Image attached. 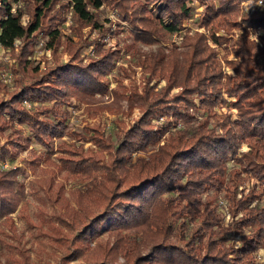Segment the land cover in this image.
Masks as SVG:
<instances>
[{"label":"trees","instance_id":"1","mask_svg":"<svg viewBox=\"0 0 264 264\" xmlns=\"http://www.w3.org/2000/svg\"><path fill=\"white\" fill-rule=\"evenodd\" d=\"M19 1L0 0V44L12 52L15 65L11 71L17 85L7 102L0 103V120L8 113L12 121L29 124L34 135L27 141L34 137L53 152L51 139L62 135L69 115L64 108L67 99L107 89L103 79L114 52L98 54L88 65L72 57L47 68L41 77L25 81L26 75L39 71L28 60L39 36L48 37L46 48L55 53L64 36L61 26L68 9L80 33L87 25L98 30L100 38L115 35L123 29L114 31L100 21L101 7L107 4L137 36L150 44H166L192 18L189 3L195 0H30L27 24L21 10L14 9ZM198 1L206 8L197 25L208 35L186 34L183 50L173 45L168 54L147 55L143 60L150 78L144 94L136 90L132 94L144 105V115L115 149L107 144L113 151L112 165L105 168L102 182H95L87 193L91 205L102 207L88 215V204L79 203L78 198L79 209L70 212L66 205L69 218L57 219L77 230L72 240L79 246L64 258L67 263L82 259L83 264H260L256 252L264 249V48L247 29L264 27V14L257 10L240 22V4L245 0ZM151 5H157L154 18L148 15ZM235 29L242 30L238 38ZM219 30L227 35H217ZM20 39L23 45L16 49ZM209 41L224 49L232 47L236 59L226 55V61L235 75L222 69ZM157 78L168 82L161 91L151 86ZM0 87L7 84L0 81ZM37 103L41 106L33 111ZM220 107L236 109L237 118L230 112L219 114L216 109ZM201 111L205 112L203 120L198 118ZM31 112L53 120H40ZM164 117L175 123L176 133L154 151L170 130L153 125ZM100 134L99 130L100 137H95L99 143L103 141ZM100 145L105 148V143ZM243 145L249 150L244 151ZM140 153L148 156L134 160V154ZM8 157L0 155L2 160ZM39 159L52 162L48 155ZM230 160L235 162L231 170ZM70 161L77 166L80 160ZM87 163H80L81 169ZM19 171L9 170L0 178V219L15 210L23 195V186L15 179ZM212 190L224 192L232 218L227 227L223 214L204 200ZM105 233L106 241L101 239ZM238 236L242 238L239 246L234 244Z\"/></svg>","mask_w":264,"mask_h":264},{"label":"rangeland","instance_id":"2","mask_svg":"<svg viewBox=\"0 0 264 264\" xmlns=\"http://www.w3.org/2000/svg\"><path fill=\"white\" fill-rule=\"evenodd\" d=\"M29 5L30 0H20L18 3H14V9H19L23 13L24 24H27L30 19ZM189 5L193 8L192 18L186 20L184 29L166 44L157 42L150 44L144 36H137L133 27L128 25L117 11L107 4L101 7L100 21L106 27L110 25L114 31H117L118 28L123 29L115 35L108 34L104 39L100 38L99 31L87 25L81 28L80 33L71 9H68L65 13L66 21L61 26L64 36L55 53L46 48L48 37L39 36L32 55L28 57L31 67L38 68L39 71L37 73L34 71L33 76L26 75L25 81H28L29 78L41 77L46 73L47 68H52L57 63H65L72 57L83 65H88L98 54L112 51L114 52L112 53L113 59L109 71L103 79L107 89L95 90L96 92L93 91L88 97L79 98L73 95L67 99L68 104L64 108L69 115L65 120L66 125L63 133L51 139L54 144V153L49 152L50 150L34 137L31 142L27 141L34 135L29 124L20 125V121H12L8 117V113L2 117H6L5 120H0V155L1 153L9 155L5 160L0 159V178H4L5 172L9 170H20L15 179L23 186V195L18 198L19 202L15 210L0 219V264L84 263L82 259L68 263L64 260L73 248L79 246V243L74 244L72 240L77 230L72 231L68 221H58L57 219L69 218L66 205L70 212L72 209H79L78 198L81 200L79 203L88 204V208H90L88 215L97 214L102 207L100 204L91 205L87 193L92 191L95 182H102L106 177L105 168L112 165L113 151L107 144L112 143L113 149H115L118 145L117 142L125 132L144 115L142 107L144 105L141 106V101L132 94L135 90L144 94V88L150 78L143 60L147 55L164 56L169 53L173 45H176L179 50H183L182 43L186 34L192 35L199 32L208 35L204 28H199L197 25L198 19L206 8L205 4L195 0ZM60 6L58 4L56 9H59ZM156 8L157 5L150 6L151 13L148 15L152 18L156 17L154 14ZM240 8L241 13L238 20L241 22L242 18L257 10L264 14V0H245L240 4ZM242 26L247 28L244 24ZM247 31L251 38L264 48V27H258L256 30L251 28ZM233 32L238 38L242 30L235 29ZM217 35L227 34L224 30H219ZM22 45L23 42L20 39L16 42L15 48L21 49ZM209 45L216 50L222 69L228 74L235 75L226 61V55L229 60L236 59L232 47L224 49L222 46L213 44L212 41H209ZM16 52L18 53L17 50ZM5 58L9 60V64L4 62L5 68L12 69L15 65L12 52H7ZM20 75L18 74V77ZM167 84L166 79L157 78L153 79L151 86L155 87V91H161ZM16 86L13 77V83L5 88L0 87V103L7 102L8 94L13 92ZM228 100L235 99L228 98ZM196 102L199 103V100L196 99ZM50 105L52 104L47 103V106ZM39 106H41L40 103L35 104L33 111H35V107ZM216 110L219 114L230 112L234 119L237 118L236 109L229 110L227 107H220ZM35 115H38L40 120H53L52 116L39 112L32 113V116ZM198 118L203 120L205 112L198 113ZM170 120L171 118L164 117L153 121V125L159 126V129L170 128L160 144L153 147L154 151H158L159 147L176 133L175 123ZM177 127L181 128V125ZM99 130L103 137L101 143H105L104 149L100 145L101 143L97 142L100 137L97 135ZM15 145L19 147H15ZM243 150L247 151L249 148L243 145ZM154 151L152 150L150 153ZM15 152L18 153L17 156L11 157L12 154H16ZM47 155L52 161L48 164L39 159L40 157L45 158ZM138 156L147 157L148 154H134V160ZM70 160H80L79 165H71L72 161ZM83 162H88L85 169H81L80 163ZM234 167V160H230V170ZM247 187H250V184H247ZM19 191L20 189L15 193L19 194ZM204 200L211 202L217 207V211L223 214V225L227 227L232 218L224 192L216 193L212 190L204 195ZM107 238L108 235L105 233L101 239L106 241ZM234 244L241 245L242 238L236 237ZM256 254L257 261L260 264L264 263V249H258Z\"/></svg>","mask_w":264,"mask_h":264},{"label":"built area","instance_id":"3","mask_svg":"<svg viewBox=\"0 0 264 264\" xmlns=\"http://www.w3.org/2000/svg\"><path fill=\"white\" fill-rule=\"evenodd\" d=\"M260 3H263V2H260ZM16 42H15V45H16ZM9 51L10 49H7L3 45L0 44V81L7 85H10L11 83H13V74H12L11 68L9 67V69H6L4 65V62L9 64V60L5 58V55Z\"/></svg>","mask_w":264,"mask_h":264}]
</instances>
